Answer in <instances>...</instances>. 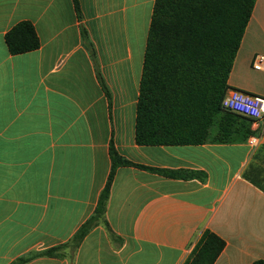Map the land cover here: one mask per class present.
<instances>
[{"label":"crops","instance_id":"crops-1","mask_svg":"<svg viewBox=\"0 0 264 264\" xmlns=\"http://www.w3.org/2000/svg\"><path fill=\"white\" fill-rule=\"evenodd\" d=\"M77 3L78 12L73 0H0V264H184L206 230L225 242L214 264L264 260V121L251 122L244 142L137 145L154 0ZM24 21L39 47L11 55L5 34ZM257 54L264 0H255L230 89L264 97V71L252 69ZM110 147L133 165L116 167L107 226L73 251L66 244L96 208Z\"/></svg>","mask_w":264,"mask_h":264},{"label":"trees","instance_id":"trees-1","mask_svg":"<svg viewBox=\"0 0 264 264\" xmlns=\"http://www.w3.org/2000/svg\"><path fill=\"white\" fill-rule=\"evenodd\" d=\"M78 12L77 0H73ZM255 0H154L147 32L136 104L135 143L140 146L231 144L253 135L251 120L222 107L230 89L227 80L250 20ZM11 55L34 51L39 40L29 22L13 26L4 37ZM112 162L93 214L66 246L74 251L99 224L118 165L132 166L110 147ZM155 171L167 177L180 173ZM190 174L187 177H193ZM51 248L40 256L52 257L65 248ZM225 242L206 230L184 264H214ZM38 256V255H37ZM19 258L11 264H25ZM252 264H264V260Z\"/></svg>","mask_w":264,"mask_h":264},{"label":"built area","instance_id":"built-area-1","mask_svg":"<svg viewBox=\"0 0 264 264\" xmlns=\"http://www.w3.org/2000/svg\"><path fill=\"white\" fill-rule=\"evenodd\" d=\"M252 69L264 71V55L257 54L252 60ZM222 107L237 115L249 118L253 123L264 121V97L229 89L223 99ZM250 147L257 146L256 138H249Z\"/></svg>","mask_w":264,"mask_h":264}]
</instances>
